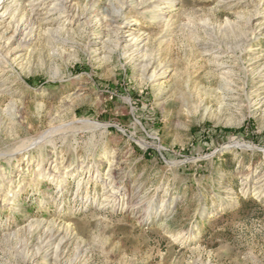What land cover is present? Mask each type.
I'll list each match as a JSON object with an SVG mask.
<instances>
[{
  "label": "rangeland",
  "instance_id": "1",
  "mask_svg": "<svg viewBox=\"0 0 264 264\" xmlns=\"http://www.w3.org/2000/svg\"><path fill=\"white\" fill-rule=\"evenodd\" d=\"M0 1V264H264V0Z\"/></svg>",
  "mask_w": 264,
  "mask_h": 264
},
{
  "label": "bare ground",
  "instance_id": "2",
  "mask_svg": "<svg viewBox=\"0 0 264 264\" xmlns=\"http://www.w3.org/2000/svg\"><path fill=\"white\" fill-rule=\"evenodd\" d=\"M157 2V3H160V2H163V0H149V2ZM1 2V1H0ZM68 2V1H67ZM132 2H134V0L132 1ZM69 3V2H68ZM172 3V2H171ZM3 4V3H2ZM1 4V5H2ZM0 5V6H1ZM157 5V4H156ZM3 7V6H2ZM63 8V7H62ZM6 10V9H5ZM54 10V9H53ZM56 10V9H55ZM159 12H162V9H160L159 10ZM160 15V14H159ZM2 16H0V18H1ZM120 17V16H119ZM127 25H128V23L127 22H125V21H123L122 23H120V25L117 27V29H116V31H115V33H114V37H115V39L118 41V42H122V38H123V36H122V32H123V29L124 28H126L127 27ZM117 26V25H116ZM27 34V33H26ZM132 34H129L128 36H131ZM34 36V35H33ZM134 37V36H133ZM132 39H134V38H131L130 39V41L132 40ZM135 40H136V37H135ZM134 41V40H133ZM27 42V41H26ZM124 42H127V41H124ZM129 42V41H128ZM108 179V178H107ZM113 192V191H112ZM119 194H121V192H119Z\"/></svg>",
  "mask_w": 264,
  "mask_h": 264
}]
</instances>
